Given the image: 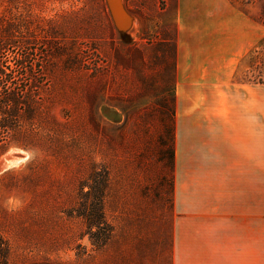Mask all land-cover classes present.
Returning <instances> with one entry per match:
<instances>
[{
  "label": "rangeland",
  "instance_id": "obj_1",
  "mask_svg": "<svg viewBox=\"0 0 264 264\" xmlns=\"http://www.w3.org/2000/svg\"><path fill=\"white\" fill-rule=\"evenodd\" d=\"M263 8L264 0H0V70L26 88L46 120L42 130L51 131L33 149L18 147L30 128L25 105L15 131L0 130V161L20 156L0 169L10 170L0 180L7 264H170L177 15L232 26L239 36L247 30L252 48L264 36ZM263 67L264 52L260 63L244 57L238 75L264 77ZM89 174L105 179L98 244L76 216ZM260 197L256 264H264Z\"/></svg>",
  "mask_w": 264,
  "mask_h": 264
},
{
  "label": "crops",
  "instance_id": "obj_2",
  "mask_svg": "<svg viewBox=\"0 0 264 264\" xmlns=\"http://www.w3.org/2000/svg\"><path fill=\"white\" fill-rule=\"evenodd\" d=\"M184 13L173 68L170 264H256L264 121L258 83L238 75L252 34L191 24Z\"/></svg>",
  "mask_w": 264,
  "mask_h": 264
},
{
  "label": "trees",
  "instance_id": "obj_3",
  "mask_svg": "<svg viewBox=\"0 0 264 264\" xmlns=\"http://www.w3.org/2000/svg\"><path fill=\"white\" fill-rule=\"evenodd\" d=\"M261 18L264 23V8L261 14ZM1 36V41L9 36V33H6ZM5 43V42H4ZM11 44V42H9ZM262 52H264V36L261 37L258 42L245 54L244 57L254 56L256 59H259V63L262 62ZM243 57V58H244ZM256 64V63H255ZM252 66V64H251ZM264 69V67H263ZM11 71V70H10ZM264 74V71H262ZM250 81L255 83H264V77L260 74L249 78ZM26 93V88H20L17 83L5 73L3 70H0V130L3 133H9V131H15L17 127V118L20 115L19 105H25V110L23 119L25 122L29 123V133L28 136H23L19 138V142L16 144L18 147L24 149H33L36 146H39L43 136H48L50 129L43 131L42 127L45 123V118L41 115V112L36 110L37 103L33 100H29V96ZM173 100H174V89L172 87V107L170 109L171 121L173 123ZM27 106V107H26ZM33 106V108H32ZM22 119V118H21ZM52 125L58 126L59 123L55 122L51 118L50 123ZM49 123V122H46ZM50 123L48 125H50ZM41 130V132H40ZM5 134V135H6ZM3 135V136H5ZM46 139V138H45ZM173 133L171 126V140H170V157H171V167H172V158H173ZM5 144L0 142V156L6 150ZM10 170L3 172L0 176V180L4 179ZM86 187V190L84 188ZM172 191V186H171ZM105 192V179L101 177L99 182H96L95 177L91 174L87 177L86 184H81L80 193L81 197L78 198V212L76 216L81 219L82 223L85 226L84 234H88L89 238L95 243H99L102 239L105 241L106 230L105 225L106 221L104 218L102 199ZM104 237V238H101ZM8 263V252H0V264Z\"/></svg>",
  "mask_w": 264,
  "mask_h": 264
},
{
  "label": "water",
  "instance_id": "obj_4",
  "mask_svg": "<svg viewBox=\"0 0 264 264\" xmlns=\"http://www.w3.org/2000/svg\"><path fill=\"white\" fill-rule=\"evenodd\" d=\"M20 159V156L16 153L10 154L9 156L5 157L3 160L0 161V169L5 168L7 162L10 160Z\"/></svg>",
  "mask_w": 264,
  "mask_h": 264
},
{
  "label": "bare ground",
  "instance_id": "obj_5",
  "mask_svg": "<svg viewBox=\"0 0 264 264\" xmlns=\"http://www.w3.org/2000/svg\"><path fill=\"white\" fill-rule=\"evenodd\" d=\"M15 160H17V159H15ZM13 162H14V160H10V161L7 162V165H8V164H11V163H13Z\"/></svg>",
  "mask_w": 264,
  "mask_h": 264
}]
</instances>
